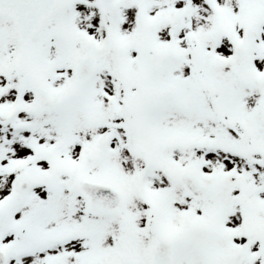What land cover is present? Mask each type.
I'll return each instance as SVG.
<instances>
[{"label": "snow or ice", "instance_id": "snow-or-ice-1", "mask_svg": "<svg viewBox=\"0 0 264 264\" xmlns=\"http://www.w3.org/2000/svg\"><path fill=\"white\" fill-rule=\"evenodd\" d=\"M0 264H264V0H0Z\"/></svg>", "mask_w": 264, "mask_h": 264}]
</instances>
